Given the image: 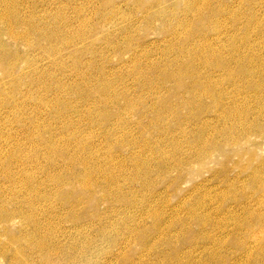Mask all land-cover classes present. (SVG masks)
Listing matches in <instances>:
<instances>
[{"label":"bare ground","instance_id":"bare-ground-1","mask_svg":"<svg viewBox=\"0 0 264 264\" xmlns=\"http://www.w3.org/2000/svg\"><path fill=\"white\" fill-rule=\"evenodd\" d=\"M212 1L181 0L178 6H182L184 12L193 13L194 15V17L190 15L193 17L192 19H190L188 15L189 19L187 20L185 18L186 22L183 21L182 23L184 28L193 25V31L191 29L192 32L190 31L191 33L189 32L190 34L188 36L186 34V37L185 34L174 35V41L178 43L176 46L179 45L176 48L182 50V52L184 51L185 60L180 61L178 58H174L175 60L173 58H168V60H164L162 67L158 65V68H148L147 64H145V69H143L144 67H140L138 68L139 72L137 70L134 71L135 74L139 75L140 82H142L141 87L146 85L144 82L148 79L146 75L148 74L147 72L153 69L154 72L156 71V78L153 79L151 77L154 81L157 79L156 83L154 82L155 84H153L154 87L152 86L150 88L148 85L150 90L142 87L143 96H140L142 99L140 101V103L142 102V106L141 104L137 105L138 102L135 104L131 99H120L118 92L113 91L112 88H108L105 85L100 89L98 88L99 91L92 92L91 90L89 92L87 91L88 93L86 92L87 97L94 98L97 95V97L100 98L101 104L105 102H102V100H107V102L113 103L114 107H117L116 115L111 113L114 111L112 109L113 107L111 108L113 111L110 112L101 110L102 113L104 112L102 115L107 122L111 120V116L114 119L116 118L115 122H117V126L126 123V117L124 118L122 115L126 113V111H130V109H136L137 111H134L135 113H141L143 117L141 120H150L146 125L144 123H139V125L143 127V130L150 126L153 128L154 125L165 121L169 116L178 117L179 114L181 116L183 114L182 111L185 109L189 110L190 117L184 115L186 118H183V122L190 123L191 121V128L184 130V141H170L169 145L174 147L173 152L167 150L172 148L171 146L169 148V145H167L168 142L161 141L160 139L157 140V147L155 148L153 144L147 142L141 145L142 143L140 144L133 139H129L128 144L120 141L112 142L114 133H110V131L105 136L107 138L106 140L114 143L112 145L113 147L117 146V148L123 149L127 146L129 151L130 149L133 150V153L129 154L134 162L133 166H135V172L133 171L134 174L130 173L129 176V173H125L126 163L124 159H122L123 157L121 158V156L124 155L123 152H121V156H119L120 153L115 156L117 148L114 150L116 151L115 153L109 154L110 160L107 164L101 166L100 164L102 162L99 161L101 156L98 155L99 150L96 151L92 147L93 145L89 146L90 152L88 153L85 150L87 147L84 143L79 144L76 151L73 150V148L72 150L70 149L74 139H72V141L68 140L71 143L67 144V147L63 143L65 145V147H63L64 145L62 146L59 144L61 142H59L58 145L54 140L51 141V138L47 146L45 148L43 147L45 150L41 149L42 145L40 143L41 146H39L38 143H34L35 145L32 144L34 147L30 144L33 148L36 147L35 149H37L33 158L40 157L41 154L43 160L46 159L47 161V165H44V167L49 169V173L46 172L47 176L45 179H39L34 170L30 173L28 162H33L31 157H29L30 159H28L25 164L22 156L19 158L17 157L19 155L18 152L10 153L8 159L6 158L8 162L5 164L6 161L3 162L5 156L0 152V176L5 177L4 179L8 183H5L6 185L0 183L2 184L0 185V259H2L1 256H7L10 246L16 245L19 248L17 250L18 254H27L28 257H31V260L28 262H16V264H68L69 262L65 263L66 259H71L74 263L89 264L88 261H92L91 259L97 257V250H95V247H98V243L104 242L119 246L123 244V248L128 249V251L123 252V254L120 253L123 264H144V261L140 262L132 259V255L130 254L132 249L131 237H134L135 240H137L136 243L143 246L144 250H147L146 253L148 254H146V256L149 255V253H156L159 255V264H264V80L256 81L254 80L255 78L253 79V77L250 76L253 75L252 73H246L248 71L250 72L253 67V62L258 58L257 49L255 47L256 44L254 45L250 42L251 39H245L248 37L247 33L242 37L243 41L241 45H239L240 42H237L238 39H236L234 35H231L229 32L224 34L227 38L231 36L229 42L225 41L229 43L228 47L231 48L232 56L228 55V58L227 55L224 54L226 53L225 51L223 53V51L216 48L217 45L220 46V42L224 40L222 41L221 39L223 35L217 34L218 32H215V29L217 30V27L223 29L224 24H227L228 21H225L226 23L224 21L222 22V18L227 14L229 17L233 10H231L232 8L229 9V7L226 6L227 4L221 5L225 8L224 10L221 8H216L214 11L213 9L209 10ZM242 10L243 9H241L240 13H243ZM226 11L230 12L225 13ZM8 12L9 10L6 14H3L6 18L0 16V37L6 34L13 40L22 41L26 39L29 41V32L28 34H26V32H24L25 34L17 33L14 23L18 25L23 24V26L28 24L34 28L32 25L33 22L30 20L29 22L24 20V22L22 21L23 18L19 20V16H15L11 12ZM235 12L233 13V17L231 15L232 20L234 19L236 21L238 18L241 20V15L237 17ZM7 15H9L8 18ZM231 17L229 18L231 19ZM107 19L110 23L113 20V16ZM61 20L66 21V19H60V21ZM234 20H230V22H235ZM64 21H61V23ZM209 21H211V24L208 23ZM250 25L253 27L251 31L253 30L254 32L256 30L255 33L259 35L260 38H262L261 35L264 36V26L258 22L257 18L252 17ZM190 26L188 28H190ZM26 27L24 28L26 29ZM56 27L57 26H55V28ZM35 28L32 29V31L35 30ZM48 28L49 25L47 26V29ZM61 28L64 29L63 25ZM226 28H228V25ZM56 29H54L52 37L59 40L61 35L59 36L55 33ZM228 29L230 30V28ZM57 30L59 31V29ZM243 32L245 31L243 30ZM208 33L213 34L206 35ZM39 34L41 35V32ZM79 35L82 36L83 31H80ZM182 35H184V37H182ZM43 36L45 37L46 35H42L41 38H44ZM67 39H69V37H67ZM67 39L66 42L68 41ZM190 42H194V44L191 43L192 46H190ZM224 44L227 45L226 43ZM243 46L248 50L249 55L243 56V59H241V55H243L244 52L242 51ZM3 48H5V46L0 44V51H3ZM174 48L175 47L171 45L166 51L170 52L174 50ZM53 51L60 50L56 48L53 49ZM4 54L0 56L2 64L7 63L6 60L10 59V57L5 59L7 56ZM217 59L221 60L220 64L216 61ZM134 60L135 61H131L134 62L133 64L141 66L135 58ZM257 64L259 63L257 62ZM146 67L148 68L147 70ZM163 67L164 69H170V71L165 70L161 72ZM256 67L258 66L256 65ZM259 67H261V65ZM240 68H243L244 71L247 69L245 73L250 77L243 75L245 73H240ZM239 70L240 72H237ZM221 71L222 73H219ZM251 71L253 72L254 68ZM238 74H241L244 78H241V75ZM86 76L88 77V75ZM104 76H106V73ZM260 77L261 76H259L258 79ZM185 78L189 80V82L183 84L182 82H185ZM99 79L101 80V77ZM171 81L175 82L176 86H178V89L172 90L173 93L179 91L185 93L180 96L179 102L172 105L167 101L166 97L156 99V96H153L156 99L155 102L153 101L154 104L150 105V102V108L144 107L149 100L148 97H151L155 93L159 94V84ZM172 92H170L169 95L173 94ZM103 97H105V99ZM94 100L96 99L94 98ZM105 105L106 104H104V106ZM68 108H70V110L72 108L77 110V108L72 105ZM108 108L104 109L108 110ZM79 113H81V111ZM135 113H133V115ZM83 117L85 118L86 116ZM87 118L86 120H88ZM23 126L25 125L23 124L22 128ZM127 127L128 126L125 128ZM69 128L71 129L72 127ZM84 132L83 130V133ZM71 134L74 136L76 135L73 133ZM79 134L78 132L77 135ZM14 135L15 134H13V136ZM66 136L70 138L68 135ZM53 137H55V135ZM139 138L138 140H140ZM155 138L157 139V137ZM3 139L7 141V139ZM14 139L17 140L16 138ZM117 140L119 139L117 138ZM127 140L128 139H125L126 142ZM150 140L153 142L156 141L153 139ZM141 141H143V139H141ZM56 142H58V140ZM182 142L185 143L184 145L186 146H183ZM17 143L21 145L19 141H17ZM138 144L141 145L142 149L137 150ZM60 145L62 147H60ZM24 147H26V145ZM148 151L152 153L153 160L148 159L145 161L142 154ZM102 153L103 156L108 155V153ZM183 155H185V157H181ZM147 157L149 158L150 156ZM117 158L121 161L118 159L115 163ZM58 160L65 161V166L63 167V163H59ZM155 160H158L157 169L155 168V172H157V174L155 173L156 175L159 174L162 177H167L169 173L179 172L178 178L175 179L177 184L174 183L177 187L179 186V181L184 179V174L188 171L189 167L195 169L191 191L192 206L190 214L187 215V217H190L186 218V215L180 216L179 214L177 218H171L172 221H170L171 228L169 233H161L157 238L152 235L155 233L159 234L162 230V212H154L153 215L157 222H155L152 227L150 226L151 228L149 227V231H146L148 229H140L137 226H132L129 216L133 208H141V212L139 213H141L140 216L142 217L150 216L151 214V212L148 211V207H151L150 204L145 205V203L142 205L141 202L129 199V195L131 193L133 195L137 193L135 192L136 190L132 191L133 187L130 186L134 183H131L133 178L141 179L147 177L149 180L152 178L154 174L152 163ZM42 162L43 161H41V163ZM41 163L40 165H42ZM130 164H132L131 161ZM3 168H6V170L2 172ZM40 168L42 169V167ZM97 176H102L103 180L101 181L102 178L98 180ZM126 180H129V184L127 187H124L121 185V182ZM48 182L54 183L55 190L49 189V184L47 185ZM51 190H53V192ZM77 191L82 192V194L76 195V193H78ZM98 191L102 192L100 197H103V199H99L100 197L97 196L99 193ZM83 194L85 195L83 196ZM103 200H107L111 204V208L103 209L101 207L104 202ZM186 201H188V199ZM185 207L187 208V206ZM92 209L96 211V215L94 216H91L94 212L89 213ZM100 210L112 212L116 215V220H112L113 222L110 218L109 220H99L98 222L92 220L93 217H100ZM121 216L127 217V219ZM83 221L86 222V226L90 228L92 232V237H88L84 241L82 236ZM151 221L153 223L154 220L152 219ZM69 224H73V226H69ZM177 226L181 227V231L178 232L176 230L179 235L178 233L177 235H173L171 229ZM122 231H124L122 235L125 231L129 233L126 239L122 238L123 240L120 238ZM113 232H116V234ZM186 236H191L190 243H193L190 251L185 250V252L181 250L179 244V246L176 245L175 247H173L172 244L171 246L173 248L171 247V250L168 249L169 251L163 248L164 244L173 243L175 241H177V243L182 242L186 245ZM2 238H6L8 243L5 244ZM146 258L147 257H145V259ZM110 259H113V253L106 255V260L103 264H106Z\"/></svg>","mask_w":264,"mask_h":264},{"label":"rangeland","instance_id":"rangeland-1","mask_svg":"<svg viewBox=\"0 0 264 264\" xmlns=\"http://www.w3.org/2000/svg\"><path fill=\"white\" fill-rule=\"evenodd\" d=\"M211 1L212 0H210V2ZM251 1L252 0H247V1L246 0H217V1L213 0L211 3V6L209 7V10L213 9L214 11L216 8H221L222 10H224L225 8L222 7L221 5L227 4L226 6L229 7V9L232 8L231 10H233L231 11L232 17H233V13L237 11L235 12L237 14V17L241 15L240 17L241 20L246 21V22L244 21L242 22L238 18V20L236 21L233 19L235 22L231 23L230 20L233 21L231 15H229L231 19L227 16L228 14L226 16L224 15L221 21L222 22L228 21L229 23L227 22V24H224L223 29L222 28L219 29L218 27H217V30L215 29V32H218L217 34L223 35L221 39L222 41L224 40L223 42H220V46L217 45L216 48L223 51V53L225 51L226 53L224 54H226L228 58V55L232 56L231 48L228 47L229 43H227L230 41L231 36L227 38L225 37L226 35L224 34L229 32L231 35H234L235 38L238 39L237 42L238 43L240 42L239 45H241L243 41L242 37L245 36V33H247L248 37H246L245 39H249V40L251 39L250 42H252L254 45L256 44L255 47L258 53V58L255 59L254 61L255 63L253 62V65H252L253 67L251 69L253 70L254 68L253 72L255 73H253L251 70L250 72L249 71L246 72L247 69H245L246 71H244L243 70L244 66L242 69L240 68L241 72L240 70L237 72H240V73L246 72L250 74L252 73L253 75H250V74L249 75L253 77V79L255 78L254 80L261 81V80H264V43H263L264 36L261 35L262 38H260V36L255 33L256 30L254 32L253 30L251 31V28L253 29V27L250 25V20L252 17L257 18L258 22L264 26V0H253L252 2ZM180 3H181V0H0V11H3V12H0L1 14L0 16L5 17V15L3 14L4 13L6 14V12L9 10L8 13L11 12L13 15L19 16L20 17L19 20L23 18L22 21L24 20H27L28 22L29 20L32 21L33 22L32 25L34 26V28L36 27L35 30H37V31L33 30L34 31L33 32L32 29L34 28H32V26H29L28 24L23 26V24L18 25L14 23V27H16L15 31L17 33L25 34L24 32H26V34H28L29 32V35H28L29 41L26 39L25 40L23 39L22 41L13 40L10 38L9 35H6V34H3L0 37V44L2 46H5V48H3L4 50L0 51V56L1 55L3 56V54L5 53L4 55L7 56L5 57V59H8L10 57V59L6 60L7 63H4V64H2L0 60V124L2 126V127L0 126V136H1L0 152L5 156V158L3 159V162L6 161L5 164L8 162L6 158L8 159V155L10 153L18 152L19 155L17 157L19 158L20 156H22L25 164L27 163L28 159H30L29 157H31V160H33V162L32 163L30 162L31 164L28 162V168H30V173H32L31 171L34 170L37 173L35 174L38 176L39 179H45L47 176L46 172L49 173V169L47 167H44V165L45 166L47 165L46 164L47 161L46 159L43 160V156H41V154H40V157L33 158V155L36 154L37 149H35L36 147L33 148L34 146L32 144L38 143L39 146L42 145L41 149L45 150L44 148L47 146L48 141H50L51 138H52L51 141L54 140L56 144L61 142L59 144H61L62 146L65 144L66 147H67V144L71 143L69 141H72V139H74V141H72V144H71L72 147H70L71 150L72 148L73 150H76L79 144L84 143V145L87 147L85 150L88 153L90 152L89 146L93 145L92 147L96 151L99 150L98 155L101 156L99 160L100 162H102L100 164L101 166H105V164H107V162L110 160L109 158L110 153L116 152L114 150H116L117 146L113 147L112 145L114 143L112 142L120 141V142H125V144H128L129 139H133L134 141L140 144L142 143L141 145L147 142L150 144H153L154 145L153 147L155 148L157 147V142H158L157 140L159 139L161 141L162 140L167 141L168 142V143L166 142L167 145H169L170 141L171 142L184 141L183 139V134L185 133L184 130L191 128V124H190L191 121L190 123L183 122V118H186L185 116L190 117L189 110H186V109L183 110L182 111L183 114L181 116L179 114L178 117H175V116H169L168 118L166 117L167 119L165 118L166 119L165 121L161 123H157L156 125H154L153 128L150 126L149 128L143 130L142 129L143 127H141L139 123H144L146 125L147 122H149L150 120L149 119L141 120L143 118L141 116L142 114L139 112H136L138 114L137 115L134 112V111H137L136 109L135 110L130 109V111H126V113H123L122 116L124 118L126 117L125 118L126 123H122V125L117 126V122H115L116 118L114 119L111 116V120L109 119L110 121L107 122V120H105V118L102 115L105 111L110 112L113 110L114 111L111 113L115 114L117 111L116 110L117 107H114L113 103L107 102V100H102V99H101L102 102L105 101L106 103L104 102L103 104H101L100 98L97 97V95L94 97L96 100H94L93 97L92 98L87 97L86 95L91 90L92 92L99 91V89L105 85L108 88H112L113 91L118 92V94L120 95V99L122 100L131 99L134 101L135 104L138 102L137 105L141 104L142 106V102L140 103V101L142 100L140 96L143 94L142 87L150 90L153 84H155L157 81V79L155 81L153 80L154 78H156V74H155L156 71L154 72L153 71L154 69H153L152 71L149 70L147 72L148 74L146 75L148 77L147 79L148 81L146 80L144 82L146 83V85L142 87H141L142 82H140V78L138 77L139 75L135 74L134 71L135 70L138 71V68L140 67H144L143 69H145V64H147L148 68H151V67L158 68L159 66L162 67L164 64V60H168V58L170 59L178 58V60L180 61L185 60L184 51L182 52V50L176 48L179 45L176 46V44L178 43L174 41L175 40L174 35L175 34H185V37H186V34H187L188 36L193 31V25L192 26L189 25L190 28H188L189 26L184 28L182 23L183 21H185V18L187 20L189 18L192 19L194 15L193 13L184 12L182 6L181 7L178 6ZM11 6H14V7H11ZM241 9H243L242 11L244 14L240 13ZM238 11H239V14H238ZM227 12L229 13L230 11H226L225 13ZM188 15L189 16L192 15L193 17L191 16L189 17ZM8 16L9 15H7V18ZM110 16H113V20L112 21L110 20L111 22L109 23L107 18ZM60 19H66V21L61 20V21H64L62 22L63 23L62 24ZM59 22L63 25L64 29L61 28L62 25ZM208 23L211 24V21H209ZM48 25H49V28L47 29ZM227 25H228V28H230V30L226 28ZM26 26L28 27V29ZM55 26H57L56 28L59 29V31L55 28ZM24 27H26V29ZM53 28L56 29L55 31L56 34H58L59 36L61 35L59 40L52 37L54 34ZM237 29L239 30L241 29V30L239 31ZM243 30L245 32H243ZM80 31L81 32L83 31L82 36L79 35ZM38 32L39 33L41 32V35ZM209 34L212 35L213 33H208L206 35H209ZM42 35H46V36L45 37L43 36L44 38H41ZM67 37H69V39H67ZM182 37H184V35H182ZM66 39L68 40L67 42H66ZM191 43L194 44V42H190V46H192ZM224 43H226L227 45H225ZM171 45L175 47L174 50L167 52L166 50L169 49ZM195 47H196V44H195ZM56 48L57 50H60V51H53V49H56ZM122 48H125L126 50ZM242 51L244 52H243V55L240 54L242 56L241 59H243V56L249 55L248 50L245 49L244 46H243ZM178 56H180L181 58ZM134 58L136 59V61L140 63L138 64L141 66H138L137 64H133L134 62H131V61H135ZM216 61L220 64L221 60L217 59ZM257 62L259 64H257ZM256 65L258 67H256ZM260 65L261 67H259ZM147 67H146V70L148 69ZM165 70L170 71V69H164L163 67L161 72ZM105 73H106V76H104ZM219 73H222V71ZM246 73L243 75L248 76V74ZM86 75H88V77ZM238 75H241V74H238ZM259 76H261L260 77L261 79L260 78L258 79ZM98 77L99 78L101 77V80ZM241 78H244V76L241 75ZM184 81L185 82H182L183 84L184 83L186 84L187 82H189V80H187L186 78L184 79ZM96 85H97V88H96ZM148 85L150 86V88L148 87ZM158 86H160L159 94L155 93L151 97H148L149 100L146 99L148 101L147 102L145 101L146 104L145 105L143 104L144 107L150 108L151 107L150 105L154 104L153 101L155 102L157 98L162 99L164 97L167 98L168 102L174 105L177 102H179L181 98L180 96L182 94H185L182 91H179L176 93L172 92V90L178 89L177 88L178 86H176V83L173 81L162 83V84H159ZM170 92H172L173 94L169 95ZM153 96L154 97L156 96L155 97L156 99ZM103 98L105 99V97ZM104 104L106 105L104 106ZM70 105L76 107L77 110L74 108L70 110V108H68ZM104 108L105 109L108 108V110H105ZM101 110H104V112L102 113ZM80 111L81 113H79ZM133 113H135L136 115L135 114L133 115ZM83 116H86V117L84 118ZM86 118L88 120H86ZM23 124L25 125L23 126L24 129L22 128ZM30 125H32L33 127ZM86 126H90V127H86ZM120 126L122 130L120 129ZM126 126L128 127L125 128ZM69 127H72V128L70 129ZM30 129L32 130L33 133L31 132ZM83 130L85 131L84 133H83ZM78 132L80 133L79 135H77ZM109 132L114 133L112 142L106 140L107 138L105 135H107ZM71 133L76 134V135L74 136ZM13 134L15 135L13 136ZM54 135L55 137H53ZM66 135H68L70 138H68ZM155 137H157V139ZM3 138L7 139V141L4 140ZM14 138H16L17 140H15ZM31 138H32V141H31L32 143L30 142ZM117 138L119 140H117ZM138 138L140 140H138ZM20 139L22 140L24 139V140L22 141ZM44 139H47V140H44ZM125 139H128L127 142L125 141ZM141 139H143V141H141ZM150 139H153L154 141L155 140L156 141L153 142ZM55 140L56 141L58 140V142H56ZM81 140H84V141H81ZM17 141H19L21 145H19ZM43 142L45 143V145ZM24 144L26 145V147H24L25 146ZM140 144H138L137 150L142 149ZM184 144L185 143L182 142V145L186 146ZM61 145L60 147H62ZM65 145L63 147H65ZM170 146L171 145H169V148ZM173 149L174 147L170 148V150L169 149L167 150L170 152H173ZM130 151L128 147L126 146L123 149L117 148V152L115 153V156L119 155V153H120L119 156H121L122 155L121 152H123L124 155H122L121 158L123 157L122 159H124L126 163L125 173L127 174L129 173L128 174L129 176H130V173L134 174L133 171L135 168V166H133L134 162L130 158V154H129V153H133V150L130 149ZM102 152H105L104 154L108 153V155L103 156ZM147 156H150V157L148 158ZM152 156H153L152 153H149V151L143 152L142 154V157L144 158L145 161L148 159L153 160ZM181 157H185V155ZM118 159L119 158L115 160V163L116 161H118ZM129 160L131 161L132 164H130ZM41 161L43 162L41 163ZM58 161L59 163L64 164V165L62 164L63 167L65 166V161H62V160L61 161L58 160ZM126 161H129V162H126ZM40 163L42 165H40ZM152 165L154 168V171H153L154 176L152 175V178L150 180L147 177L141 178L142 180L133 178V180H131V183L133 182L134 183L131 184L130 186L133 187L132 191L136 190L135 192L137 193H134V195L131 193L129 195V199L131 200L134 199L135 201L141 202L142 205H144L145 203H146L145 205L150 204L151 207H148L149 208L148 211L151 212L150 216L151 215L152 216L151 217L150 216H143V217L140 216L141 213L139 212H141V208H135V209L133 208L131 211L132 213L129 216H130V222L132 226L134 227L137 226L140 229H148L146 231H149V229L155 224V222H157L155 221L156 219L153 215L154 212L156 211H158L157 213L162 212V215H163L162 230L159 232V234L155 233L152 235V236H155V238H157L161 235V233H169L170 228H171L170 221H172V219L177 218V215L179 214L180 216L186 215V218L190 217V216L187 217V215L190 214V210L192 206V196H191L192 192L191 191L193 187L195 169L189 167L188 171H186L184 174L185 176L184 179L182 181L180 180L181 182L179 181V186L177 187L176 186L177 183L175 182V179L178 178L179 172H173L171 174L169 173L168 175L169 177L168 176L162 177L159 174L156 175L157 172H155L158 166V160L153 161ZM40 167H42V169ZM5 170L6 168H3L2 172ZM4 178L5 177L0 176V183L2 184L7 183ZM81 178H82V175H81ZM99 178L100 179L102 178L101 181L103 180L102 176H99L98 180H100ZM83 179H84V175H83ZM128 181L127 180L122 181L121 185H123L124 187H127L129 184ZM47 185L48 187H50L49 189L55 188V185L53 182L52 183L48 182ZM133 185L136 187H134ZM51 191L53 192V190ZM98 192L99 193L97 194V196L100 197L102 195V192L101 191H98ZM141 192H143L144 194ZM81 194L82 192L76 193V195H81ZM84 195L85 194H83V196ZM99 199H103V197H100ZM184 199L185 201L188 199V201L185 202ZM103 201L104 202L101 205L103 209L111 208V204L107 200H103ZM185 206H187V208ZM93 212L94 214L91 216L96 215L95 209H92L91 211H89V213H93ZM99 212H100V217L99 218L93 217L92 220H95L96 222H98L99 220H109V218L111 219V221L116 220V215L110 211L100 210ZM121 217L124 219H127V217H124V216H121ZM152 219L154 220L153 223L151 221ZM82 225H83L82 236H83V241H84L86 238L92 237V232L90 228L86 226V222L83 221ZM69 226H73V224H69ZM95 230H99V229H95ZM176 230L178 232L181 231V227L177 226L176 228L171 229V233L173 235L175 234L177 235L178 232H176ZM123 232L124 231H122L120 234L121 240H123L122 238L126 239L129 236V233H127L126 231L122 235ZM113 233L116 234V232H113ZM185 239L187 241V244L189 245L191 244L190 246L187 244L185 245L182 242L177 243V241H175L173 243L164 244L163 248L169 251L176 245L177 246L180 245L181 250L190 251V249L192 248V244H193V243H190L191 236L190 237L186 236ZM2 240L5 244L8 243L6 238H2ZM134 240L135 238L131 237L132 249H131L130 254L132 255V259H135L140 262L144 261L145 262L144 264H159L158 254L149 253V255L146 256V254H148L146 253L147 250H144V247L137 244L136 243L137 240L135 241ZM18 249L19 248L16 245L10 246L7 256H4V257L1 256L2 259H0V264H16V262L25 263L31 260V257H28L27 254L26 255L18 254L17 253ZM95 250H97L96 251L97 257H94L93 259H91L92 261H88L89 264L105 263L106 255L109 253L111 254L113 253V259H110L106 264H123L121 254H123V252L128 251V249L123 248V244L119 246V245H115L112 243H104V242L98 243V247H95ZM145 257L147 258L145 259ZM141 258H143L144 260ZM66 262H69L68 264H79L78 262L74 263L71 259L70 260L66 259L65 263Z\"/></svg>","mask_w":264,"mask_h":264}]
</instances>
